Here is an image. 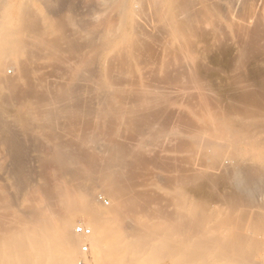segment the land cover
<instances>
[{"label":"rangeland","instance_id":"1","mask_svg":"<svg viewBox=\"0 0 264 264\" xmlns=\"http://www.w3.org/2000/svg\"><path fill=\"white\" fill-rule=\"evenodd\" d=\"M46 1L0 0L21 43L13 34L20 53L0 64V238L35 224L29 214L43 204L81 239L77 261L96 236L112 260L99 264H264V1ZM231 81L251 90L239 115L226 105ZM62 153L93 180L65 172ZM105 163L117 168L111 193L99 180Z\"/></svg>","mask_w":264,"mask_h":264},{"label":"bare ground","instance_id":"2","mask_svg":"<svg viewBox=\"0 0 264 264\" xmlns=\"http://www.w3.org/2000/svg\"><path fill=\"white\" fill-rule=\"evenodd\" d=\"M48 1V0H47ZM46 1V2H47ZM263 1L264 0H262V4H263ZM45 2V1H44ZM52 2V1H51ZM54 3V2H53ZM53 3H51V5L53 4ZM49 4V3H48ZM60 1H59V3H56L55 2V4H53L52 5V7H51V9L53 8V9H60V8H63V7H60ZM62 4V3H61ZM50 5V6H51ZM62 6V5H61ZM50 8V7H49ZM64 9V8H63ZM55 12V11H54ZM262 13V16H261V21H264V9H263V11L261 12ZM261 15V14H260ZM0 20H2V19H0ZM4 20H6V19H4ZM6 27H8V28H6ZM10 27H9V25H4L1 21H0V64H1V60H2V58H3V56L4 55H12L13 54V56L14 57H16V55L18 54V53H20L19 52V50H20V48L18 49V48H16V46H17V41H19V43H20V40H19V38H18V40L16 39V36H17V34H15V32H14V30L11 28V29H9ZM9 29V30H8ZM13 34L15 35V39L17 40L16 42L14 41L15 39L12 37L13 36ZM15 43H16V45H15ZM21 44V43H20ZM18 47V46H17ZM18 49V50H17ZM231 52V51H230ZM14 54H16V55H14ZM230 54V53H229ZM232 54V53H231ZM18 56V55H17ZM17 58V57H16ZM232 58V57H231ZM229 59V58H228ZM12 60H14V59H12ZM230 60V59H229ZM231 63V62H230ZM229 63V64H230ZM232 64V63H231ZM230 64V65H231ZM229 65V66H230ZM231 66H233V65H231ZM228 78H230V77H228ZM235 78V77H234ZM243 78V77H242ZM245 78V77H244ZM243 78V80H246V78H247V81H248V77H246L245 79ZM257 78V82H258V87H259V89H261V90H264V79L262 80L260 77H256ZM236 79V78H235ZM234 79V82L236 81ZM251 79V78H250ZM239 80H240V78H239ZM238 80V81H239ZM263 82H262V81ZM227 81V80H226ZM230 81V80H229ZM237 81V82H238ZM251 81V80H250ZM233 81H231L230 83H229V85L227 86L228 88H227V95H226V99H228V100H226L227 101V103H229V104H227L226 103V105H228L229 107V109L231 110V112L234 114V112L236 111V106L238 105V102L240 103V102H243L244 100H245V97L246 98H248V94H246V92L248 93L249 91H251V90H249V88L247 89V90H249V91H246L245 90V88H244V86L243 85H241L242 87H237L238 86V84L239 83H237V85H235L236 83H234ZM245 82V81H244ZM226 84H228V83H226ZM250 84V83H249ZM247 85V84H246ZM226 86H225V89H226ZM246 87V86H245ZM247 88V87H246ZM254 88V87H253ZM255 90V89H254ZM257 90V89H256ZM253 92H255V91H253ZM261 93H262V91H260ZM250 93V92H249ZM259 93V92H258ZM254 95H255V93H254ZM251 96H252V94H251ZM259 96V95H258ZM256 97V96H255ZM262 97V96H261ZM252 98V97H251ZM264 98V97H263ZM258 99H259V97H258ZM246 101V100H245ZM244 101V102H245ZM243 102V103H244ZM101 103V102H100ZM244 104H246V103H244ZM264 104V103H263ZM241 105H243L242 103H241ZM249 105V104H248ZM256 105V104H255ZM249 106H251V105H249ZM253 106V105H252ZM243 108V111L241 110V109H239V110H237L236 111V113L238 112V113H240L241 111L242 112H245L244 110L246 109L245 107H242ZM229 109H227V107H226V109L225 110H228V111H230ZM253 109V108H252ZM240 111V112H239ZM249 110H246V112H248ZM250 111H252L251 110V108H250ZM259 111V110H258ZM254 112V111H253ZM226 113H227V111H226ZM230 113V112H229ZM237 113V115H239ZM250 113H252V112H250ZM217 114V113H216ZM223 114V113H222ZM240 114H242V113H240ZM247 114V113H246ZM244 115L245 116V118H247L248 116L247 115ZM230 115H232L231 113H230ZM236 115V114H235ZM249 115V114H248ZM253 115V114H252ZM252 115H249V116H252ZM257 115H260L259 113L257 114ZM216 116V115H215ZM214 116V117H215ZM234 116V115H233ZM242 116V115H241ZM240 116V117H241ZM244 116L243 117H241V119L242 118H244ZM247 116V117H246ZM253 116H255V115H253ZM213 117V118H214ZM224 117H225V115H224ZM259 117V116H258ZM217 118V117H216ZM232 118V117H231ZM235 117H233V119H234ZM239 118V117H238ZM237 118V119H238ZM249 118V117H248ZM255 119L257 118L256 116L254 117ZM254 118H252V119H254ZM232 119V120H233ZM254 119V122L256 121ZM260 119V118H259ZM258 119V120H259ZM216 120V119H215ZM214 120V121H215ZM230 120V122L228 123V125L229 126H227V129L229 130V128L228 127H230V129L232 130V131H234V129L236 128V123H237V126H238V124L240 125V123H238L236 120H234V123L233 124H235L234 126H235V128L234 127H232V125H231V119H229ZM235 121H236V123H235ZM240 121V120H239ZM212 122V121H211ZM216 122V121H215ZM221 122V121H220ZM241 122V121H240ZM252 122V121H251ZM253 122V123H254ZM257 122V121H256ZM244 123V122H243ZM242 123V127H243V125H244V127H243V130H244V128H245V124H248V125H246V127H250L249 125H251L250 124V122L248 123H244L243 124ZM258 123V122H257ZM212 124V123H211ZM213 124H216V123H213ZM218 124V123H217ZM259 124H260V122H259ZM218 125H220V124H218ZM254 124H252L251 126H253ZM257 124H255V126H256ZM222 126V125H221ZM220 126V127H221ZM241 126V125H240ZM223 128V127H222ZM250 128H254V126L253 127H250ZM213 129H214V131H216V128L214 127V128H212V131H213ZM224 129H226V128H224ZM255 129H257L258 130V127L256 126V128ZM254 129V130H255ZM219 130V129H218ZM227 130V132H229ZM235 130H238V129H235ZM257 130H255V131H257ZM261 130V129H260ZM260 130H258V131H260ZM224 130H222V133H224L223 132ZM246 131V130H245ZM244 131V132H245ZM255 131H251V129H250V132H255ZM210 132H211V130H210ZM221 132V131H220ZM227 132H225L226 134H228ZM235 132V134L236 135H242V134H239V131H234ZM236 132H238V134L236 133ZM247 132V131H246ZM250 132L248 131L247 133L249 134V136L252 134H250ZM212 134H213V132H211ZM224 133V134H225ZM259 133V132H258ZM215 134V133H214ZM230 134V133H229ZM214 136H217L216 134L214 135ZM218 136H220V135H218ZM218 136H217V138H218ZM242 136H245V135H242ZM247 136V135H246ZM245 136V137H246ZM253 136V135H252ZM17 137V136H16ZM213 137V136H212ZM221 137V136H220ZM248 137V136H247ZM12 138V137H11ZM241 138H244V137H241ZM249 138V137H248ZM260 138H261V136H260ZM259 138V140H260V142H261V139ZM213 139V138H212ZM221 139V138H220ZM219 139V141H221ZM223 139V138H222ZM238 139V138H237ZM237 139L235 140V135L232 133V134H230L229 135V141L231 142V143H234L235 141H237ZM256 139H257V137H256ZM263 139V138H262ZM215 140H217V139H215ZM224 140H227L226 138L225 139H223L222 141H224ZM244 140H247V139H245L244 138ZM244 140H242V141H244ZM15 141H16V138H15ZM238 141H241L240 140V138H239V140ZM21 142V141H20ZM12 142H10V144H11ZM224 143V142H223ZM14 144H16V145H14ZM12 143V145H13V147L15 146V147H17L18 148V144L17 143ZM210 144H212V143H210ZM215 144V143H214ZM218 144V143H217ZM258 144V143H257ZM221 145V144H220ZM225 145V144H224ZM233 145V144H232ZM235 146V145H234ZM12 147V146H11ZM14 147V148H15ZM94 147V146H93ZM216 147V146H215ZM221 147V146H220ZM225 147V146H224ZM227 147H229V146H227ZM232 149H233V147L232 146H230ZM229 147V148H230ZM16 148V150H18ZM222 148V147H221ZM63 149H65V148H63ZM106 149V148H105ZM112 148H110V150H111ZM225 149H226V147H225ZM16 150H14V151H16ZM62 150V149H61ZM103 150H104V148H103ZM109 150V151H110ZM113 150V149H112ZM20 151V150H19ZM60 151V150H59ZM69 151V150H68ZM108 151V152H109ZM115 151V150H114ZM218 151V150H217ZM221 151V150H220ZM224 151V150H223ZM223 151H221V152H223ZM237 151V150H236ZM17 152V151H16ZM16 152H14V153H16ZM60 152H62V151H60ZM66 152H67V150H66ZM105 152V151H104ZM111 152V151H110ZM113 152V151H112ZM226 152V151H225ZM230 152V151H229ZM234 152H235V149H234ZM18 153H20V152H18ZM69 153V152H68ZM216 153V152H215ZM228 153V152H227ZM12 154V153H11ZM23 154V153H22ZM70 154V153H69ZM72 154V153H71ZM70 154V155H71ZM105 154V153H104ZM109 154V153H108ZM112 154V153H111ZM110 154V155H111ZM217 155H219V154H224V153H216ZM52 155V154H51ZM53 155H54V153H53ZM106 155H107V153H106ZM109 155V156H110ZM115 155V154H114ZM215 155V154H214ZM229 156H230V153L228 154ZM234 155V154H233ZM232 155V156H233ZM13 156V155H12ZM14 156H17V154H15ZM72 156H73V154H72ZM72 156L70 157V156H66L64 153H62L61 154V156L59 155V157L57 158V154H56V159H58V161L60 162V164L64 167L65 166V172H66V169H68L67 171L69 172V173H74V176H75V178L76 177H79V176H76L75 174H77V169H76V167L74 168L73 167V165L75 166V164H76V162H74V159L72 158ZM112 156V155H111ZM76 157V156H75ZM235 157H237L236 155H235ZM13 158V157H12ZM11 158V159H12ZM77 158V157H76ZM85 158V157H84ZM109 158V157H108ZM116 158H117V156H116ZM116 158H115V161H117L116 160ZM220 158V157H219ZM13 159H15V158H13ZM12 159V160H13ZM82 159V161L81 162H83V158H81ZM80 159V160H81ZM89 159V158H88ZM111 159H113V158H111ZM110 159V160H111ZM118 159V158H117ZM121 159V158H120ZM119 159V160H120ZM232 159V158H231ZM11 160V161H12ZM85 160H87L86 158H85ZM109 160V161H110ZM243 160V159H242ZM14 161H16V160H14ZM22 161V160H21ZM20 161V162H21ZM76 161H77V159H76ZM88 161V160H87ZM114 161V160H113ZM212 161H213V159H212ZM20 162L19 163H17V164H19V166L18 167H20V165L22 164H20ZM56 162V161H55ZM80 162V163H81ZM86 162V161H85ZM122 162V161H121ZM215 162V161H214ZM217 162V161H216ZM215 162V163H216ZM11 163V162H10ZM78 163H79V161H78ZM77 163V164H78ZM96 163V162H95ZM101 163H103V162H101ZM106 163H107V161H106ZM105 163V164H106ZM237 163V162H236ZM250 163H251V161H250ZM24 164H25V162H24ZM28 164V163H27ZM26 164V165H27ZM59 164V165H60ZM76 164V165H77ZM90 164V163H89ZM114 164H116L115 162H114ZM113 164V165H114ZM213 164V163H212ZM222 164H224V163H222ZM11 165V164H10ZM58 165V166H59ZM82 165V164H81ZM86 165V168H87V164H85ZM108 165H110V163L108 164ZM215 164H213V166H214ZM220 165V164H219ZM225 165V164H224ZM223 165V166H224ZM232 165H233V163H232ZM241 166H242V163L240 164ZM252 165V164H251ZM255 165V164H254ZM14 166H16L17 167V165L15 164ZM57 166V167H58ZM62 166L60 167V169L62 168ZM70 166H72L76 171L75 172H73L74 171V169L72 168V167H70ZM83 166V165H82ZM81 166V167H82ZM97 166V165H96ZM103 166V165H102ZM111 166V165H110ZM110 166L108 167L107 166V164H106V168H104V169H102V170H105L104 172V174H103V172H101L103 175L101 176L100 175V177L101 178H99L98 176H97V174L95 175V176H97V178H95L94 177V179H96V181H97V179L99 178V180L100 179H103V180H101V182L103 181L104 183H102V185H106L107 184V187L108 188H104V190L105 191H108L109 193H111V191H112V189H111V187H113L112 186V183L114 182L113 180L116 178V172L114 173V171L117 169H115V168H110ZM116 166H118V164H116ZM121 166V165H120ZM245 166H247V165H245ZM9 167H11V166H9ZM15 167V168H16ZM21 167H23L22 165H21ZM69 167H70V169H69ZM79 167V169H80V165L78 166ZM84 167V166H83ZM91 167H93L92 165H91ZM104 167V166H103ZM112 167V166H111ZM114 167V166H113ZM122 167V166H121ZM229 167V166H228ZM254 167V166H253ZM257 167H258V165H257ZM14 168V169H15ZM98 168V167H97ZM97 168H95V169H97ZM100 168H102V167H100ZM99 168V169H100ZM218 168V167H217ZM216 167H215V169H217ZM227 168V167H226ZM242 168V167H241ZM246 168H248V167H246ZM245 168V169H246ZM251 167H249V169H250ZM261 168V167H260ZM73 169V170H72ZM78 169V170H79ZM89 171L91 170V168L90 167H88L87 168ZM86 169V171H87V173H84L85 174V176H87V177H90V180L92 179V176H94V172L92 171H90L91 173H89L88 172V170ZM115 169V170H114ZM120 169V168H119ZM118 169V170H119ZM235 169H237V168H235ZM248 169V171H251V170H249ZM253 169V171L254 170H256V169H254V168H252ZM16 170V169H15ZM21 171H20V174H21V172H22V169H20ZM25 170V167L23 168V171ZM72 172H71V171ZM114 170V171H113ZM213 170V169H212ZM222 170V169H221ZM224 170V169H223ZM86 172L85 171V168L82 170V168L79 170V172L78 173H80V174H78V175H82V176H84L83 175V172ZM218 171V170H217ZM232 171H235V170H232ZM247 171V170H246ZM245 171V172H246ZM14 172H16V171H14ZM62 172V171H61ZM98 172H99V170H98ZM118 173H119V171H117ZM222 172V171H221ZM226 172V171H225ZM229 172V171H228ZM243 172H244V168H243ZM255 172V171H254ZM23 173H25L26 175H27V173L26 172H23ZM22 173V177H24V178H26L25 176H24V174ZM120 173H121V170H120ZM236 173V172H235ZM239 173H240V171H239ZM249 172H246L245 173V175H247ZM15 174V173H14ZM93 174V175H92ZM221 174V173H220ZM223 174V173H222ZM225 174V173H224ZM237 174H238V172H237ZM241 174V173H240ZM251 174V173H250ZM16 175H18L17 173H16ZM232 175V174H231ZM230 175V176H231ZM235 175V174H234ZM74 176H72V177H74ZM117 176H118V174H117ZM119 176H120V174H119ZM219 175H217V177H218ZM238 176V175H237ZM249 176V175H248ZM29 177V175L27 176V178ZM69 177V176H68ZM72 177H70L71 178V180H72ZM87 177H86V179H87ZM228 177V176H227ZM244 177V176H243ZM242 177V179H244ZM70 178H68V180L70 179ZM82 178H84V177H82ZM119 178V180H120V178H121V176L120 177H118ZM220 178V177H219ZM245 178H247V177H245ZM77 179H79V178H77ZM80 179H81V177H80ZM79 179V180H80ZM117 179V178H116ZM115 179V180H116ZM26 179H24V181H25ZM28 180V179H27ZM79 180H78V182H79ZM82 180V179H81ZM84 180V179H83ZM87 180H89V179H87ZM93 180V179H92ZM237 180V179H236ZM96 181L94 182V181H91V183H96ZM219 181V180H218ZM243 181H245V180H243ZM26 182V181H25ZM90 182V181H89ZM99 182V181H98ZM91 183L89 184V185H91ZM216 183V182H215ZM246 183V182H245ZM22 184V183H21ZM94 184H92L93 185V187H94ZM113 184H116V181H115V183H113ZM217 184V183H216ZM221 184V183H220ZM227 184V183H226ZM88 185V186H89ZM92 185L90 186V187H92ZM101 185V186H102ZM117 186L116 187H118V184H116ZM85 186V185H84ZM82 187L83 189L85 188V187ZM88 186L86 187L87 189L86 190H88ZM97 186V185H96ZM218 186V185H217ZM224 186V185H223ZM225 186H227V185H225ZM230 186V185H229ZM22 187V186H21ZM81 187V186H80ZM89 187V188H90ZM93 187H92V189H93ZM116 187H114L115 189H116ZM219 187V186H218ZM221 187V186H220ZM227 188H229V187H227ZM225 189H226V187H225ZM90 190V189H89ZM94 190V189H93ZM93 190H90V192H93ZM222 190H223V188H222ZM226 190H228V189H226ZM83 192L85 191V190H82ZM216 191V190H215ZM219 191H220V189H219ZM225 191V190H224ZM230 191H231V189H230ZM230 191L228 192L229 193V195H230ZM82 192V193H83ZM113 192V191H112ZM114 192H115V190H114ZM199 193H200V191H198ZM197 192V193H198ZM204 192V191H203ZM218 192V191H217ZM81 193V192H80ZM87 194H88V191L86 192ZM85 192H84V194H86ZM116 193H118V192H116ZM215 193V192H214ZM224 193V192H223ZM83 194V196H85ZM90 194V193H89ZM93 194L94 193H92L91 194V196H90V200H92V198H93ZM227 194V193H226ZM232 194H233V192H232ZM79 195V194H78ZM205 195V194H204ZM82 196V194H80V196H79V198L78 197H76L77 199H79L80 200V202H81V197ZM89 196V195H88ZM111 196L113 197V198H115L112 194H111ZM117 197H118V195H116ZM226 196V195H225ZM86 197V196H85ZM85 197H83V199L84 200H86L87 198H89V197H87L86 199H85ZM116 197V198H117ZM115 198V199H116ZM89 200V199H88ZM88 200H86V201H88ZM94 200V199H93ZM83 202V201H82ZM89 202V201H88ZM87 203V202H86ZM89 204V203H88ZM9 205V204H8ZM78 205L79 206H82V204L81 203H78ZM10 206V205H9ZM83 207V206H82ZM2 208H4V207H2ZM5 209V208H4ZM75 209V208H74ZM113 209H115V207H113V208H111L110 210H108V211H110L111 212V210L113 211ZM118 209V208H117ZM78 210H79V208H78ZM80 211V210H79ZM83 211V210H82ZM82 211H80V212H82ZM92 211H94V210H92ZM117 211V210H116ZM116 211H115V213H116ZM83 213V212H82ZM113 214V213H112ZM30 216H29V218L30 219H32V220H35L36 221V223L35 224H31V226H26L25 227V225L24 226H22V224L19 226L20 228L18 229L17 227H16V230H15V232L12 234L11 233V235H9V233L7 232V233H5V234H7V237H4L3 238V236L5 235H3V234H1V236H2V238H0L1 240H0V264H79V260L77 261V258H76V247L78 246L77 244L81 241V239L79 238V237H73L72 236V234H70L69 233V230H70V227H69V225H68V222H65V221H56V220H54L53 218H52V216H51V214H50V212H48V210H47V208H46V205L45 206H43V204H41L40 205V208H38V209H36V210H34V211H32L30 214H29ZM114 215V214H113ZM112 215V216H113ZM115 215H117V214H115ZM79 217V216H78ZM113 217H115L116 218V216H113ZM112 217V219H113V221H114V219L115 218H113ZM103 218V217H102ZM101 218V219H102ZM105 218H107V217H105ZM65 219V218H64ZM118 219H120V218H117V220H115V221H117L118 222ZM262 219H263V217H262ZM69 220V219H68ZM259 220V219H258ZM113 221H111V222H113ZM114 221V222H115ZM120 221H121V219H120ZM263 221V220H262ZM70 222V221H69ZM94 223H95V221H93ZM261 222V221H260ZM264 222V221H263ZM93 223V224H94ZM116 223V222H115ZM122 223V222H121ZM117 224V223H116ZM260 224V223H259ZM263 224V223H262ZM118 226H120L121 224H119V222H118V224H117ZM116 225V226H117ZM22 227V228H21ZM121 227V226H120ZM116 228H118V227H116ZM258 228H260V226L258 227ZM18 229V230H17ZM89 229V228H88ZM111 229V228H110ZM120 229V228H119ZM123 227L120 229L122 232H123ZM261 229H263V226H262V228H260L259 230H261ZM89 230H91V227H90V229ZM92 231H93V229H92ZM262 232V231H261ZM3 233V232H2ZM124 233H126L125 231L123 232V234ZM262 233H264V231L262 232ZM108 236H109V234H108ZM127 236V235H126ZM125 236V234H124V237L123 238H125L126 237ZM103 238V237H102ZM80 239V240H79ZM90 239L91 240H88V242H89V244L91 245V248H92V255H91V257H90V259H89V261H90V264H99V262L100 263H103V261H107V260H109V261H112V260H110V257L107 259H105L104 260V258H105V255L106 254H104L103 255V253H102V257L101 256H99L98 254H97V251H96V247H97V245H99V244H97L98 242H99V240H97V237L96 236H93L92 238L90 237ZM125 239H127V237L125 238ZM120 240H122V238L120 239ZM107 242V241H106ZM110 242H111V240H110ZM115 242H118V241H116L115 240ZM128 242V241H127ZM134 242H136V241H134ZM133 242V243H134ZM112 243V242H111ZM132 242H131V245H128V244H126L125 246H127L128 248H126V250L129 252V251H132L131 249L133 248V249H136V248H134V246L132 245L133 244ZM103 244H104V241H103ZM108 244V243H107ZM107 244H106V247H107ZM101 245V244H100ZM103 247V246H102ZM105 247V248H106ZM112 247V246H111ZM120 247H121V244H120ZM132 247V248H131ZM108 248H110V247H108ZM98 250H100L99 248H98ZM102 250V249H101ZM113 250V249H112ZM125 250V256H126V254H128V252ZM184 250V249H183ZM133 253H134V251H132ZM77 253H78V251H77ZM107 253V252H106ZM132 253V254H133ZM110 253H107V255L106 256H108ZM113 254V253H112ZM184 254V253H183ZM124 255H122V258L124 257ZM104 257V258H103ZM102 258V259H101ZM120 258V257H119ZM118 258V261L120 260L121 262H122V260L121 259H119ZM111 259H113V257L111 258ZM131 259V258H130ZM134 259V258H133ZM133 259H131V260H133ZM129 260V259H128ZM115 261V260H114ZM125 260L123 259V262H124ZM122 262V263H123ZM183 262V261H182ZM114 264V263H113ZM117 264V263H116Z\"/></svg>","mask_w":264,"mask_h":264},{"label":"built area","instance_id":"3","mask_svg":"<svg viewBox=\"0 0 264 264\" xmlns=\"http://www.w3.org/2000/svg\"><path fill=\"white\" fill-rule=\"evenodd\" d=\"M75 233L78 235H81L83 237H88L91 234L90 230L86 227H83V226L75 227ZM81 251L83 252V254L87 255L88 254V246L84 245L81 248ZM79 264H90L89 257H85V258L81 259L79 261Z\"/></svg>","mask_w":264,"mask_h":264}]
</instances>
